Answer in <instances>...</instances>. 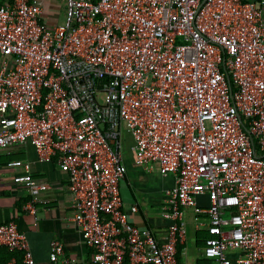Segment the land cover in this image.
I'll return each instance as SVG.
<instances>
[{
  "label": "built area",
  "instance_id": "built-area-1",
  "mask_svg": "<svg viewBox=\"0 0 264 264\" xmlns=\"http://www.w3.org/2000/svg\"><path fill=\"white\" fill-rule=\"evenodd\" d=\"M49 1L0 5V152L30 142L68 175L93 264H180L189 208L209 233L196 264H264V0H61L59 25ZM125 131L138 166L174 177L163 240L125 208ZM8 165L15 184L51 189ZM0 248L13 255L0 264H36L14 221ZM50 261L75 262L57 240Z\"/></svg>",
  "mask_w": 264,
  "mask_h": 264
},
{
  "label": "crops",
  "instance_id": "crops-1",
  "mask_svg": "<svg viewBox=\"0 0 264 264\" xmlns=\"http://www.w3.org/2000/svg\"><path fill=\"white\" fill-rule=\"evenodd\" d=\"M8 2H0L3 5ZM135 159V158H134ZM13 161H23L31 166L32 175L35 180L41 183H46L51 186L50 190H32L26 186L17 185L14 182V177L21 173V168L11 167L8 164ZM126 159V166L128 169L125 181L121 184V194L124 197L125 208L130 213L132 222L138 221L142 225L140 228H150L159 240H163L166 235V224L164 220H160L158 224L151 222L149 217H146L145 200H140L136 197L132 185L136 186L141 183L140 187L144 188L141 194H147L150 189L147 176L143 179H138L134 168L139 167L136 165H128ZM143 169V175H154V172L160 174L156 169L147 170ZM161 175V174H160ZM163 176V175H161ZM169 177L165 179V187L161 197L156 200L157 206L162 207L164 203V192L175 184L172 175L163 176ZM69 181L68 175L63 172L57 163H39L37 160V152L32 143L28 142L24 145L12 147L10 150L0 152V224H6L14 221L21 232H24L29 239L30 247L34 255L36 264H52L50 261V247L51 243L55 240L60 241L64 246L65 255L75 260L74 264H93V252L88 248L82 234L79 232L76 224L71 222L69 218L72 216V196L68 189ZM126 189L133 200H126ZM125 192V193H124ZM48 201L47 204L42 201ZM31 201H36L38 212L32 215L25 211V205ZM198 203L203 206L209 204L208 197L202 196L198 198ZM138 206L139 213L132 214L131 207ZM191 213L186 211L185 222H192V231L194 233L195 241H201L206 233V229H197V219L193 208H189ZM186 224V223H185ZM186 224V227H188ZM159 227V229L156 228ZM139 227V226H138ZM188 229V228H187ZM190 234V231H188ZM188 234V235H189ZM201 238V240H199ZM187 245V243H186ZM186 245L184 252L186 255ZM13 256V255H12ZM11 256V258H12ZM181 256L180 264H183ZM9 254L0 251V262L7 263L11 258ZM17 258H22L17 255ZM195 261L194 264L200 262Z\"/></svg>",
  "mask_w": 264,
  "mask_h": 264
},
{
  "label": "rangeland",
  "instance_id": "rangeland-1",
  "mask_svg": "<svg viewBox=\"0 0 264 264\" xmlns=\"http://www.w3.org/2000/svg\"><path fill=\"white\" fill-rule=\"evenodd\" d=\"M66 13H67V5L61 1V0H51L47 2L46 4V10L44 19L49 25H59L63 24L66 20ZM133 145L132 137L129 133L126 131L124 132V138H123V151L125 158L128 159V165L135 166V159H134V153L131 151V146ZM137 165V164H136ZM138 166V165H137ZM141 167V166H139ZM136 167L134 168V171L137 172L136 176L138 179H143L147 176L148 178V184L150 189L148 190L147 194L143 195L141 194V191L144 189L140 187L141 183L134 186L132 185L133 191L140 200H145V205L147 213L145 214L146 217H149V220L151 222H154L155 224H158L160 220L163 219L162 217V208L160 206H157V201L162 193L163 188L165 187V179H168L169 177H163L157 172H154V175H143V169ZM143 168V167H142ZM125 193V192H124ZM126 200H133L129 194V191L126 189L125 195ZM124 198V197H123ZM188 213H191L190 210H187ZM139 227H142L140 225L141 223L136 221L135 222ZM187 224V220L185 222ZM192 222H188L187 228L188 231H190V234L188 235V241L186 245V255L182 257L183 264H194L195 261L200 260L202 258L201 250L196 244L194 233L192 231ZM156 228L159 229V227Z\"/></svg>",
  "mask_w": 264,
  "mask_h": 264
},
{
  "label": "trees",
  "instance_id": "trees-1",
  "mask_svg": "<svg viewBox=\"0 0 264 264\" xmlns=\"http://www.w3.org/2000/svg\"><path fill=\"white\" fill-rule=\"evenodd\" d=\"M254 1L257 2L258 0H254ZM0 2H10L11 3L12 0H0ZM202 235L204 236V238L202 240H201V238H199V240H201V241H204L206 238L209 237V233H207V232L206 233H203ZM198 247L199 248H203V242H198ZM183 250H184V246L179 247V252H180L179 255H178L179 262L181 261V252ZM0 251H2L3 253L9 254V258H11L12 254L9 251H7L6 249L0 248ZM18 264H23L22 263V258H19L18 259Z\"/></svg>",
  "mask_w": 264,
  "mask_h": 264
}]
</instances>
